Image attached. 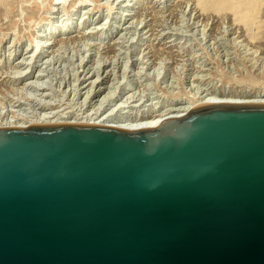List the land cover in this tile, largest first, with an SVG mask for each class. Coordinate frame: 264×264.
Masks as SVG:
<instances>
[{"label": "water", "instance_id": "95a60500", "mask_svg": "<svg viewBox=\"0 0 264 264\" xmlns=\"http://www.w3.org/2000/svg\"><path fill=\"white\" fill-rule=\"evenodd\" d=\"M0 264H264V101L0 128Z\"/></svg>", "mask_w": 264, "mask_h": 264}, {"label": "rangeland", "instance_id": "374dc122", "mask_svg": "<svg viewBox=\"0 0 264 264\" xmlns=\"http://www.w3.org/2000/svg\"><path fill=\"white\" fill-rule=\"evenodd\" d=\"M76 1L81 3L83 0H72L66 7L59 8L52 4L53 0H0L1 113L11 114L12 111L20 116H31L50 108L79 113L99 108L100 112L112 110L118 101L126 99H122L123 95H119V92L127 81V75H131L134 82L131 92L135 95L134 100L142 98L143 101H129L126 110L137 103L151 107L157 104L160 108L178 106L194 96L196 98L213 91L264 93L263 6L254 16L252 28L250 25L243 29L244 26L234 22L232 13L217 17L213 14L206 22L196 0H166L167 3L165 0H141L134 6V17L127 24L118 15L125 0H84L90 6L79 10L77 17L80 16V19L75 24L77 30L73 29L71 34L58 38L59 41L53 45L54 53L62 54L61 57H54L52 63L43 59L35 65L30 64V53L36 50L33 41L41 23L53 19L66 20L73 13ZM202 21L208 23L206 29L205 23L197 28ZM197 22L200 24L197 25ZM247 27L252 30L248 31L249 36L244 31ZM205 33L206 41L209 40L207 43L199 44L190 39V36L204 38ZM250 36L256 40L252 41ZM96 50L101 53L100 60L98 55L91 58L83 72L84 68L81 67L87 58H84L83 64H80V59ZM13 51L26 55L24 60L22 57H9ZM130 53L137 55L132 58ZM101 63L107 66L104 72L99 66ZM149 66L152 67L150 74L144 75ZM95 74L100 76L96 89L103 88L104 92L90 101L94 95L92 93L91 97H86L89 88L83 89L81 94L77 88L80 82ZM133 74L138 76L132 77ZM36 83L39 88L35 86ZM41 84L46 89L43 90ZM71 90H75V94ZM108 92L114 93L113 97L98 107L97 104L100 105V100ZM85 100L87 102L82 103Z\"/></svg>", "mask_w": 264, "mask_h": 264}, {"label": "bare ground", "instance_id": "6f19581e", "mask_svg": "<svg viewBox=\"0 0 264 264\" xmlns=\"http://www.w3.org/2000/svg\"><path fill=\"white\" fill-rule=\"evenodd\" d=\"M71 1L72 0H53L52 4L54 3V5L59 6V8H60V6H62L64 8L68 4H70ZM83 1L81 3L80 2L78 3L76 1L77 2V3L75 2L76 4L73 2L75 4V6L73 4V6H74L73 10L74 11H73V13L70 14V16L66 20L53 19V20H48V21L46 20V21H43V23H41L40 28L38 30L39 33L36 35V37L34 38V41H33V45L34 44L36 45L35 46L36 50H34V51H32V53H30V56H29L30 59L28 61V62H30V64H34L35 65V64H37V62H39V61H41L43 59H46L47 60L46 62L52 63L55 60L54 57H56V56L57 57L58 56L61 57L62 54H57L56 55L54 53V51H53L54 46L53 45L55 44V42L59 41L58 38L62 37L65 34H71V32L74 31L73 29L77 30L78 26L75 25V24H77V20L80 19L79 18L80 16L77 17V15H79V13H80L79 10L83 9V7L85 9L88 6H90L89 3H87L86 1H85L86 2L85 3ZM140 1L141 0H125V1L122 2V4H121L122 6H121V8L118 11V15H120L119 18L121 20H124V22H125L124 24H127L131 19H133V17H134V12H133L134 6H136V4H139ZM196 2H197V4H196L197 7L201 8L200 10L202 11V14L207 19L206 22H208V20H209L208 18H210L211 15L213 16V14H214V16L216 15V17H217V16H225L228 13L229 14L232 13L231 15L234 16L233 17L234 18V22L237 25H240L241 27L244 26L243 29L246 28L245 26H250V25H251V28H252V24L251 23H254L252 21L254 19V16H256V14H258V12H259L258 10L259 9L261 10L262 6L264 7V0H196ZM165 3H167L166 0H165ZM108 8L110 9L111 7H108ZM108 12H110V11H108ZM250 20H251V22H250ZM204 23L205 22L202 21L201 25L198 26L197 28L202 27ZM196 24L198 25L200 23L197 22ZM232 24H233V22H232ZM186 27H188V26H186ZM206 27H208V23H205L204 28L206 29ZM204 28H203V30H205ZM249 28L247 27L248 30L245 29L244 31H247V33H248V31H252ZM107 31L108 30L106 29L105 32H107ZM181 33H182V31H181ZM249 34L250 33H248V36H249ZM251 36H253V33L251 34ZM108 37H110V36H108ZM190 39L195 41V42H198L200 44V43H203L204 41L207 40V36H206V33H205L204 38H199V37H196V36L195 37L194 36H190ZM95 40H97V38ZM181 40H183V39H181ZM225 40L228 41L229 39L228 40L225 39ZM248 40L250 41V39H248ZM251 40H252V37H251ZM255 40L253 39L252 41H255ZM186 41H187V39L185 40V43H186ZM216 41H217V39H216ZM207 42H209V40L206 41V43ZM206 43H205V45H206ZM219 44L223 45V43H220V42H219ZM89 50L87 52H89ZM204 50H205V48H204ZM56 51H58V50H56ZM58 53H60V52H58ZM133 53H130V57H132V58L137 55V53H135L136 55L133 54ZM50 55H52L51 59H50ZM96 55L99 56V60H100L101 53H97V50H96L95 53H91L90 52L87 56L83 55V57L80 59V61H81L80 64H83V62L85 61L84 60L85 57L87 58L85 64H83V66L81 67V68H84L83 72L86 70L85 67L88 66V63L91 61V58H94V57L96 58ZM25 56L26 55H24L23 53H18L17 51H15V52L13 51V53H11L9 55V57H13V58L22 57L23 60H24ZM115 57L116 56H114V58ZM66 58L69 59V56H67ZM102 58H104V57H102ZM78 59L76 61H78ZM70 62H72V61H70ZM101 62H103V60ZM113 62H114V60H113ZM110 63H112V62H110ZM99 66L102 67V71L103 72L107 68L106 64H104V63H101ZM109 66H110V64L108 65V67ZM27 68H28V66H27ZM151 69H152V67H150V66H149V68L146 67L147 72L144 75L150 74V70ZM97 72L98 71H96L95 73L98 74ZM137 74H133L132 77L138 76ZM95 75L89 76L87 78V80H85L86 77L83 78V80H85V81L84 82H80L79 85H78V88H77V90L80 91V94H81V91L83 89L89 88L86 91V93H87L86 97L87 98L91 97L90 94H92V93H93L92 96L94 95L92 98H90V101H92V99L94 97H97L98 94L104 92V90H102L103 88H99V90L96 89L97 87H99V84H100L99 83L100 82V76L99 75L95 76ZM153 76H154V74H153ZM158 76H156V78H158ZM126 78H127V81H126L125 84L123 83L124 85L122 86V88L120 89V92H119V95H121V94L123 95V97H121V98L123 99L124 97H126V99L124 98L125 100L118 101V103H116L113 106L114 108L112 110H108V111H104V112L101 111L100 112L99 111L100 108H99V110H96V111H91L90 112V111H85L84 110V112L79 113V112H73V111H66L65 112V110H56L55 108H50V109H43L42 111L37 112L34 115L31 114V116H20L19 114H15V112H12V111H11V114H9V113L7 114V112L6 113H3V112L1 113L0 112V128H5V127H7V128H25V127L29 126L32 123H38V124H42V125L53 124V123H68V124H70V123L71 124H73V123H84V124H97V125H102V126H116V127L124 128V129H127V130H134V129H136L138 127H142V126H146L148 128H154V127H157L160 124V122H161L163 117H165V116H171V118L182 117V116L186 115L187 112L191 108H193L194 106L199 105V104H201L203 102L212 100V99H216V100H220V101L234 102V103H237V102L248 103V102H252V101H264V93H259V94H257V93H247L246 94L245 93V94H243L241 92H232V93L228 92V93H225V92H215V91H213V92H210V93L201 94V95H199L196 98H194L195 97L194 96L193 99L188 100L186 103H182V104L180 103V105H178V106H171V107H165L164 106L165 108H160L159 106H157V104L155 106L151 107L150 105L148 106V105H143L141 103H137V104H134V106H131V104H130V106L132 108L131 109L129 108L128 110H126L125 109L127 107L126 104L129 101H135V102L136 101L138 102V101H141V100L143 101L142 98H139V99L137 98V99L134 100L135 95L131 93L132 90H133L134 82L131 79V75L130 76L127 75ZM199 78H200V76H199ZM89 80H90V82L89 83L87 82L88 84L85 83L86 81H89ZM39 84L40 83H38V85ZM85 84H87L86 87H85ZM35 86L39 88V86H37V83H36ZM41 86H42V84H41ZM80 87H84V88H80ZM29 88H30V85H29ZM42 88H43V86H42ZM31 89L35 90V91L40 90V89H34V88H31ZM44 89H46V88H43V90ZM105 90H106V88H105ZM66 92H67V89H66V91H64V93H66ZM73 93L75 94V90H74V92L72 91V94ZM113 94L114 93H112V92H108V94L102 100H100L101 101L99 103L100 105L97 104V106L101 107V106L105 105V102H108L110 100L111 96L113 97ZM30 95L31 94H29V98H30ZM42 95H46V94H42ZM82 96H83V94H82ZM27 100H28V96H27ZM97 101H99V100H97ZM86 102H87L86 100L82 101V103H86ZM176 105H177V103H176ZM95 108H97V107H95Z\"/></svg>", "mask_w": 264, "mask_h": 264}]
</instances>
